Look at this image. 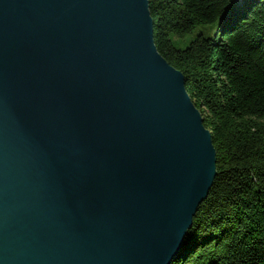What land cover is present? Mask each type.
<instances>
[{
	"label": "water",
	"instance_id": "water-1",
	"mask_svg": "<svg viewBox=\"0 0 264 264\" xmlns=\"http://www.w3.org/2000/svg\"><path fill=\"white\" fill-rule=\"evenodd\" d=\"M150 0H0V264H172L217 176Z\"/></svg>",
	"mask_w": 264,
	"mask_h": 264
},
{
	"label": "trees",
	"instance_id": "trees-1",
	"mask_svg": "<svg viewBox=\"0 0 264 264\" xmlns=\"http://www.w3.org/2000/svg\"><path fill=\"white\" fill-rule=\"evenodd\" d=\"M150 10L156 47L185 75L217 151L172 264H264V0H150Z\"/></svg>",
	"mask_w": 264,
	"mask_h": 264
},
{
	"label": "rangeland",
	"instance_id": "rangeland-1",
	"mask_svg": "<svg viewBox=\"0 0 264 264\" xmlns=\"http://www.w3.org/2000/svg\"><path fill=\"white\" fill-rule=\"evenodd\" d=\"M191 37H193V35H189L188 38L185 39V40H177V44H178L180 47L184 48V47L187 46V44H188L187 42H189V40L191 39Z\"/></svg>",
	"mask_w": 264,
	"mask_h": 264
}]
</instances>
